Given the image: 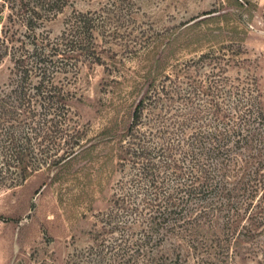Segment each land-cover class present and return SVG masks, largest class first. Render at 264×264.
Masks as SVG:
<instances>
[{"label": "trees", "instance_id": "trees-1", "mask_svg": "<svg viewBox=\"0 0 264 264\" xmlns=\"http://www.w3.org/2000/svg\"><path fill=\"white\" fill-rule=\"evenodd\" d=\"M62 8L61 0H0V64L13 65L0 87V181L10 186L64 164L84 142L68 84L84 61L101 63L97 20L78 14L52 39L47 24ZM204 59L213 66L189 78L184 110L167 105L162 86L133 112L124 150L132 190L124 187L107 214L111 251L125 264H163L154 253L170 238L211 259L264 235V90L224 77L218 55ZM147 107L158 113L143 129Z\"/></svg>", "mask_w": 264, "mask_h": 264}, {"label": "rangeland", "instance_id": "rangeland-1", "mask_svg": "<svg viewBox=\"0 0 264 264\" xmlns=\"http://www.w3.org/2000/svg\"><path fill=\"white\" fill-rule=\"evenodd\" d=\"M61 4L47 24L52 39L78 14L92 13L97 20L101 63L84 61L68 84L71 117L84 142L64 164L44 168L19 186L0 181V264H125L111 251L116 245L107 237V214L135 174L124 153L135 107L166 86L167 105L184 110L186 84L190 77H206L213 66L204 59L209 54L225 60L224 77L235 84L255 81L264 90V0ZM12 66L9 59L0 64V87ZM155 113L147 107L143 129ZM154 255L163 264H264V235L232 246L229 258H201L177 238L160 244Z\"/></svg>", "mask_w": 264, "mask_h": 264}]
</instances>
